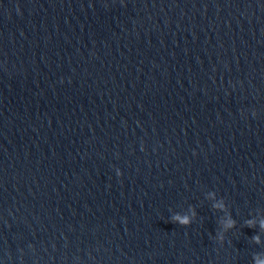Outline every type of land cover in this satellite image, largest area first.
<instances>
[{"label": "clouds", "instance_id": "clouds-1", "mask_svg": "<svg viewBox=\"0 0 264 264\" xmlns=\"http://www.w3.org/2000/svg\"><path fill=\"white\" fill-rule=\"evenodd\" d=\"M253 115H255V113H253ZM194 155L196 154L195 152L193 153ZM116 172V176L117 177H121L123 175L122 171L119 168L115 169ZM211 197L214 198V193H210L209 194ZM213 208L218 209L220 211H223L226 207V205L223 202V199L215 202L212 205ZM196 212L195 210H192L190 214H180V213H176L171 215L170 217V222L173 224H178L180 226L183 227H187L190 226L193 221L196 219ZM223 223V229L221 231H217L215 234V239L220 243L223 244L225 241V233L232 229L235 228L236 226V221L235 219H233L231 212L228 213V218L226 221L222 222ZM245 225L246 227L249 228H254L257 226V222L253 219H249L245 221ZM259 228L264 231V217H262L259 220ZM252 240L255 243H260V237L259 235L253 236ZM253 260L255 262V264H264V258H261V254L257 253L253 256Z\"/></svg>", "mask_w": 264, "mask_h": 264}]
</instances>
